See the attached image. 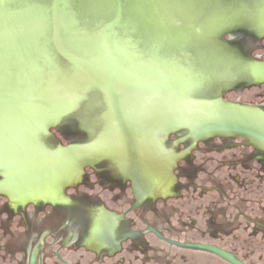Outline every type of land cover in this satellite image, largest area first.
<instances>
[{
    "label": "water",
    "instance_id": "obj_1",
    "mask_svg": "<svg viewBox=\"0 0 264 264\" xmlns=\"http://www.w3.org/2000/svg\"><path fill=\"white\" fill-rule=\"evenodd\" d=\"M251 150L260 0H0V186Z\"/></svg>",
    "mask_w": 264,
    "mask_h": 264
},
{
    "label": "flooded vegetation",
    "instance_id": "obj_2",
    "mask_svg": "<svg viewBox=\"0 0 264 264\" xmlns=\"http://www.w3.org/2000/svg\"><path fill=\"white\" fill-rule=\"evenodd\" d=\"M216 140L229 139H209L194 149ZM179 141L180 137L174 145ZM245 143L237 139L236 147L250 150ZM241 154L234 165L245 170V160L264 157L258 151L252 159H243ZM102 164L109 167H87L80 180L70 184L71 176L35 180L39 187L30 191L33 196L23 199L10 187L1 189L0 206L6 208V243L0 246V264H253L248 255L255 250L250 249L248 241L256 238L261 240L256 252L264 264L261 202L259 216L252 218L246 198L230 194L237 199L231 201L223 184L212 188L188 185L193 194L198 190L200 201L210 192L215 193L208 203L194 207L193 211L202 216L203 227H192L196 224L192 220L189 230L193 233L188 235L178 230L186 223L171 216V204L182 197L186 185L147 178L146 185L139 186L131 171L113 167L109 160ZM61 180L66 185L59 189ZM26 190L22 191L25 197ZM14 220L19 223L18 229L12 226ZM173 220L179 226L172 225ZM244 224V229L239 228ZM251 225L262 231L249 229ZM238 230H250L254 235L249 233L247 241L236 233Z\"/></svg>",
    "mask_w": 264,
    "mask_h": 264
},
{
    "label": "rangeland",
    "instance_id": "obj_3",
    "mask_svg": "<svg viewBox=\"0 0 264 264\" xmlns=\"http://www.w3.org/2000/svg\"><path fill=\"white\" fill-rule=\"evenodd\" d=\"M240 154L243 159L248 156L252 159L256 157V150L179 160L176 162L170 175L171 184L176 185L181 183L186 185V187L184 186L185 189L182 187V189H184L182 197L179 198L177 202L171 204V210L173 211L171 216H174L173 218L175 219L180 217L182 220L179 223H186L184 226L181 225L182 228L178 230H185L188 235L192 234L193 231L189 230L192 220L196 221V224L192 227H203L202 216L200 213H195L193 209L196 205H205L210 199H213L215 195V193L210 192L211 194H207L206 198L200 201L196 195L198 190L196 191L197 193L193 194L188 185L212 188L215 186L217 187L218 183H221L224 185V189L226 190L225 193L229 194L231 201L234 202L237 200L232 198L231 195H235V198L238 196V199L245 197L246 200H244V202L246 207L250 210L251 217L259 216L257 212L259 203L261 202V204H264V170H261V168L264 167V157L260 160H245L247 162L246 168H248V170H245L243 166L234 165ZM151 165L152 164H150V166ZM176 168L178 169L177 171ZM157 174H160V172L150 168L147 178L151 181L153 178L155 180L157 179ZM183 175L185 178H180L183 177ZM178 177L180 178L179 180L177 179ZM236 180L238 181L236 182ZM191 200L192 202H190ZM2 202L3 201L0 200V203ZM217 207H219V205H217ZM260 216L263 217L262 214ZM262 219H264V217ZM173 222L172 225L176 227L179 226V223L176 224V220H173ZM245 225L246 224L239 226V228L244 229ZM12 226L18 229V221L14 220ZM250 228L255 230L258 229L254 225L249 226V229ZM258 231L262 230L258 229ZM236 233L242 238H247V241L249 233L254 235L250 230H238ZM0 237L2 238L0 239V246H3L6 243V208H2V206H0ZM260 242L261 240L259 238L248 241L250 249H252V251L255 250L254 253L248 255L249 260L253 264H262L256 252V248L260 245Z\"/></svg>",
    "mask_w": 264,
    "mask_h": 264
},
{
    "label": "bare ground",
    "instance_id": "obj_4",
    "mask_svg": "<svg viewBox=\"0 0 264 264\" xmlns=\"http://www.w3.org/2000/svg\"><path fill=\"white\" fill-rule=\"evenodd\" d=\"M171 167V162H165V163H157V164H152L151 166L148 165L146 170L144 171V177L145 180H147V176L149 174V170L151 169H155V171H159L160 174H157V180H162L169 183V179H170V171L168 169H170ZM80 176V174L78 175H71L70 179H69V184L72 181H75L76 179H78ZM59 179H61L62 177H58ZM156 181V180H155ZM148 182V181H147ZM150 182H148L149 184ZM38 181H28V182H21V183H14V184H7V185H1L0 186V190L1 189H7L6 187H10L11 191L15 194V195H19L21 194L20 197L21 199L23 198H27V197H31L33 196V194H31V190H34L37 186H38ZM58 185H59V189L62 187V185H66V183L61 181H58ZM39 187V186H38ZM27 189L26 191L28 192L26 194V197L22 195V191ZM34 193V192H33Z\"/></svg>",
    "mask_w": 264,
    "mask_h": 264
},
{
    "label": "snow or ice",
    "instance_id": "obj_5",
    "mask_svg": "<svg viewBox=\"0 0 264 264\" xmlns=\"http://www.w3.org/2000/svg\"><path fill=\"white\" fill-rule=\"evenodd\" d=\"M260 4H261L262 8H264V0H260Z\"/></svg>",
    "mask_w": 264,
    "mask_h": 264
}]
</instances>
